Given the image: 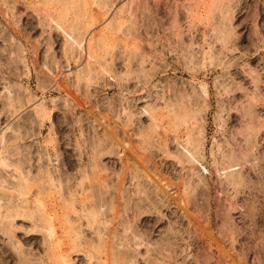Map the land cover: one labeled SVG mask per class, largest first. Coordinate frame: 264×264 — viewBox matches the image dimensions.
Returning <instances> with one entry per match:
<instances>
[{
  "label": "rangeland",
  "instance_id": "374dc122",
  "mask_svg": "<svg viewBox=\"0 0 264 264\" xmlns=\"http://www.w3.org/2000/svg\"><path fill=\"white\" fill-rule=\"evenodd\" d=\"M0 264H264V0H0Z\"/></svg>",
  "mask_w": 264,
  "mask_h": 264
},
{
  "label": "bare ground",
  "instance_id": "6f19581e",
  "mask_svg": "<svg viewBox=\"0 0 264 264\" xmlns=\"http://www.w3.org/2000/svg\"><path fill=\"white\" fill-rule=\"evenodd\" d=\"M188 153L189 154H193L192 153V151H188ZM184 155H186V154H184ZM182 156H183V154H182ZM186 158H187V160H189V157H187L186 156ZM234 159V158H233ZM237 159V158H236ZM235 159V160H236ZM231 162H233V161H231ZM231 162H229V164L231 163ZM235 162V161H234ZM236 164H237V162H235ZM232 164H230V166H231ZM232 166H234V163H233V165ZM231 166V167H232ZM237 166V165H236ZM235 167V166H234ZM226 169H228V163H227V168ZM231 169H234V168H230L229 167V171L231 172V173H229L230 175H231V182H232V180L234 181L235 179H237V176L235 175L236 173L234 172L235 171V169L233 170V171H231ZM225 170V169H224ZM225 171H227V170H225ZM233 172V173H232ZM238 172H239V170H238ZM228 173L226 172L225 174L228 176ZM230 178V177H229ZM230 180V179H229ZM237 181V180H236ZM235 182V181H234ZM233 183V182H232ZM156 186L158 187V188H160L162 191H164V192H166V190L162 187V185L161 184H156ZM185 188V187H184ZM170 199H173L174 200V202L179 206V208L180 209H182L184 212H187V206L185 205V200H184V197L181 199L182 201H183V204H180V202L175 198V197H172V196H170ZM165 202H164V200H161V203H160V205H162V204H164ZM190 214V213H189ZM187 215V214H186ZM189 219H190V217H189ZM194 219V218H193ZM191 220H192V218H191ZM197 220V219H196ZM193 221V220H192ZM194 224V223H193ZM195 227V226H194ZM204 230V229H203ZM204 231H206V230H204ZM208 234V233H207ZM213 238V237H212ZM215 238V237H214Z\"/></svg>",
  "mask_w": 264,
  "mask_h": 264
}]
</instances>
